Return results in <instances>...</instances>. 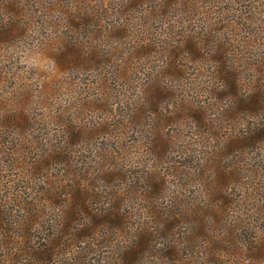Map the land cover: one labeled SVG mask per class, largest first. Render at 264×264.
<instances>
[{
    "label": "clouds",
    "instance_id": "9594fccd",
    "mask_svg": "<svg viewBox=\"0 0 264 264\" xmlns=\"http://www.w3.org/2000/svg\"><path fill=\"white\" fill-rule=\"evenodd\" d=\"M0 264H264V0H0Z\"/></svg>",
    "mask_w": 264,
    "mask_h": 264
}]
</instances>
